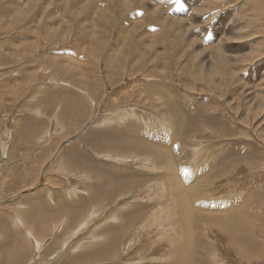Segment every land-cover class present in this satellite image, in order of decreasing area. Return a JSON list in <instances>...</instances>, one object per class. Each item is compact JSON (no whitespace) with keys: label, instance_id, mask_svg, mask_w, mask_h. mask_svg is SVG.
<instances>
[{"label":"rangeland","instance_id":"obj_1","mask_svg":"<svg viewBox=\"0 0 264 264\" xmlns=\"http://www.w3.org/2000/svg\"><path fill=\"white\" fill-rule=\"evenodd\" d=\"M263 75L264 0H0V264H264Z\"/></svg>","mask_w":264,"mask_h":264},{"label":"bare ground","instance_id":"obj_2","mask_svg":"<svg viewBox=\"0 0 264 264\" xmlns=\"http://www.w3.org/2000/svg\"><path fill=\"white\" fill-rule=\"evenodd\" d=\"M228 38V37H227ZM226 38V39H227ZM241 38V37H240ZM228 39H230V37L228 38ZM228 39H227V41H228ZM222 40V39H221ZM233 41H234V38L232 39ZM229 42H230V40H229ZM232 42V41H231ZM217 47V46H216ZM207 48V47H206ZM232 56V55H231ZM237 55L235 54V57H236ZM238 56H240V54L238 55ZM234 57V56H233ZM234 57V58H235ZM249 57V56H248ZM229 58V57H228ZM240 58V57H239ZM232 59V58H231ZM229 60V59H228ZM239 60V59H238ZM237 59L235 60V61H238ZM230 61V60H229ZM232 61V60H231ZM264 76V75H263ZM263 79H264V77H263ZM261 84V83H260ZM170 173V172H169ZM175 181V180H174ZM190 182V181H189ZM176 183H177V185H178V187L179 188H181V186H180V184H179V181L177 180L176 181ZM183 184H184V182H183ZM189 186H191L190 184H189ZM188 187V186H187ZM183 189V188H182ZM187 191V190H186ZM180 193L183 195L182 196V205H181V208L184 210V212H183V215H185V213H192L193 212V208H192V205H189V204H187L188 203V199H187V197L185 196L186 194H187V192H185V193H183L181 190H180ZM190 199V198H189ZM192 199V198H191ZM181 200V199H180ZM202 205V204H201ZM196 207V206H195ZM196 208H199V207H196ZM214 208V207H213ZM196 210V209H195ZM199 211H201V210H199ZM202 212V211H201ZM205 212V211H204Z\"/></svg>","mask_w":264,"mask_h":264}]
</instances>
